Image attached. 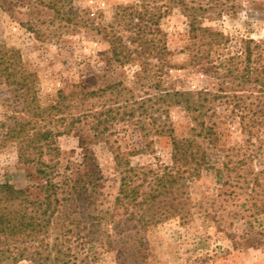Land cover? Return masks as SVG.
<instances>
[{
  "label": "rangeland",
  "instance_id": "rangeland-1",
  "mask_svg": "<svg viewBox=\"0 0 264 264\" xmlns=\"http://www.w3.org/2000/svg\"><path fill=\"white\" fill-rule=\"evenodd\" d=\"M189 1L201 6L202 26L230 40L213 56L197 58L190 20L174 7L160 21L170 53L157 72L140 59L115 61L98 30L112 22L117 6L136 0H68L67 10L77 12L75 22L38 0H0V46L19 51L33 73L40 104H62L60 111L32 118L12 100L13 93L0 88V137L23 119L31 120L30 131L56 133V154L33 153L45 161L55 154L61 197L50 234L41 233L34 242L40 250L58 236L69 264H264V124H253L264 115V93L253 92L249 84L222 90L215 73L224 71L216 60L240 50L242 38L264 43V0ZM175 91L184 95L158 99ZM205 92L209 99L190 111L188 98L193 93L199 100ZM141 98L150 99L146 110L139 106ZM202 119L213 125L215 140L196 137L208 161L199 176L186 181L176 199L184 200L179 213L160 215L165 200L153 224L133 219L136 227L120 235L107 219L92 225L91 216L112 210L127 161L138 171L172 165V138L193 137L200 128L195 120ZM36 166L19 161L16 141L0 146V182L22 188L40 184ZM116 216L125 220L129 214L120 208ZM0 264L36 263L8 257Z\"/></svg>",
  "mask_w": 264,
  "mask_h": 264
},
{
  "label": "trees",
  "instance_id": "trees-1",
  "mask_svg": "<svg viewBox=\"0 0 264 264\" xmlns=\"http://www.w3.org/2000/svg\"><path fill=\"white\" fill-rule=\"evenodd\" d=\"M38 1L53 9L67 22L76 21L77 12H72V7L67 10L68 0ZM174 7H178L190 20V33L196 40L193 49L197 58L201 60L209 58L216 54L222 45L229 42L230 37L221 31L211 30L200 24L197 10L201 6H195L189 0H136L134 4L117 6L112 22L98 28L100 32L102 29L108 40L114 60L126 63L140 59L156 67L157 72H162L166 55L170 52L165 42V34L159 26L162 17ZM241 41L240 50L216 60L217 67L224 68L223 72L219 70L215 72L221 79L220 89L240 90L249 84L253 92L263 94L264 43L250 37L242 38ZM151 59L158 60L162 66L158 67ZM3 87L13 93L12 100H17L32 118L44 117L51 114L52 110L60 111L61 102L50 106L39 103L33 73L25 68L19 51L0 46V88ZM181 95L184 93L165 92L158 99L165 100L167 96ZM208 95L209 93L205 92L197 100L192 93L188 98V109L200 110L203 100L209 99ZM149 100L141 98L139 106L142 110H146L145 105ZM179 101L181 100H177L176 103H180ZM195 121L200 128L193 129L198 131L193 137L172 138V165L159 170L138 171L129 166L127 161L112 210L107 209L101 217L91 216L92 225L100 224V220L107 219L113 232L120 235L123 231L136 227L133 219L142 226L153 224L158 217L157 206L165 200L167 209L158 212L160 215L168 218L180 212L184 200L176 199L185 191L186 181L199 176L208 161L206 148L196 137L206 139L208 142L215 140L216 132L213 125L206 124L203 119ZM29 124L31 120L15 121L0 137V146L6 140L17 142L19 161L37 164L36 171L41 181L40 184L25 188L16 187L9 181L0 182V244H3L0 247V263L10 257L14 261L29 258L36 264H69L68 255L60 248L61 239L58 236L52 242L46 240L45 250H40L39 246L34 244L39 234H50L53 220L61 205V197L59 184L54 180L56 161L53 157L58 151V147L55 146L56 133L49 128L30 131V128H27ZM253 124L260 128L259 126L264 124V115H257ZM253 133L256 134L255 131ZM45 149L49 153L56 151L48 161L43 160L42 156L38 158L34 156L36 150H40L39 154L42 155ZM254 181L259 182L258 176H255ZM145 185L147 189H144ZM120 208L129 214L125 220L116 216ZM109 243L110 247H113L111 241ZM6 254L8 256H5Z\"/></svg>",
  "mask_w": 264,
  "mask_h": 264
}]
</instances>
